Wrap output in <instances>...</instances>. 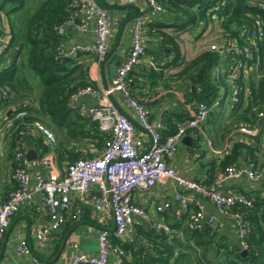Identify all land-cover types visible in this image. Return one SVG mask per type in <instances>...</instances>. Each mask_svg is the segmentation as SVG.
Listing matches in <instances>:
<instances>
[{
	"label": "built area",
	"instance_id": "2783aa9c",
	"mask_svg": "<svg viewBox=\"0 0 264 264\" xmlns=\"http://www.w3.org/2000/svg\"><path fill=\"white\" fill-rule=\"evenodd\" d=\"M159 0H142L144 13L137 16L130 28L129 49L120 61L110 82L103 86H85L69 97L72 107L79 110L83 116L90 118L101 133L107 134L102 150L91 159L78 160L62 171H58L52 152L37 157L32 163L39 172L33 182L28 172L31 163L26 159V151H16L12 163L11 178L17 185L16 191L10 194L8 201L0 203V240L9 228L12 218L22 207H32L34 197L39 196L47 209L48 225L38 231L37 243L44 245L51 236L58 232L68 218L79 216L82 211L74 210L73 204L78 202L95 211L110 212L114 224L111 232L107 227L99 230L97 236V251L94 255L75 252L71 259L61 264H107L111 255H115L114 264L121 263L123 253L114 247L110 237L121 241H132L135 237V225L138 222H150L149 214L134 202V194L153 190L163 179L174 187L172 201L177 208H172L171 201L159 203L156 210L170 215L173 220L187 231H199L204 227L218 225L216 216H205L201 204L197 203L187 193L197 194L209 200L220 215L228 216L235 222V228L240 241L239 249H244L246 226L241 216L233 210L236 205L249 206L250 200L238 193L225 191L224 183L245 178L256 182L264 175V166L247 160L242 168L228 166L212 185H204L196 180L178 174L169 161L174 157L178 146L186 135L193 141L199 140L201 127L205 124L212 110L210 105L199 102L194 105L192 114L182 122L177 123L173 133L163 136L164 125L161 121L150 120V112L145 104L132 96L130 85L132 72L146 54V30L148 15L169 13L160 6ZM252 4L264 10V1H253ZM67 21L59 26L58 34L63 35L68 27L84 33L90 26L93 29V41L89 45L75 43L69 47L59 48L58 56L64 59L76 58L77 55L95 56L99 64L106 58L112 39L118 31L121 21L100 7L95 0H70ZM218 7L211 13L217 16ZM4 21L0 16V57L10 45L9 39L1 33ZM239 38L224 37L222 43L213 46L214 52L225 62L227 83L231 88V100L235 105L239 102L238 94L242 88L238 80L246 82L249 74L258 66L253 62L254 52L264 38L260 20L256 19L252 26L242 25L238 29ZM243 93H251L245 86ZM121 92L128 106L132 109L138 125L149 135V143L142 146L135 138V128L130 118L116 106L113 97ZM9 95L8 90L0 86V102ZM93 101L90 105H82L84 100ZM14 119L25 117L24 110L11 107ZM259 123L255 128L257 133L264 124V111L257 113ZM11 121L4 120L0 110V151L11 135ZM45 143L52 147L56 140L47 129H39ZM247 133H253L244 130ZM21 136V132L17 133ZM57 169V170H56ZM184 227V228H183ZM165 233L173 230L167 225H158ZM77 250V245H73ZM30 249L25 240L20 241L15 248L18 257L28 255ZM32 264H50L42 259H34Z\"/></svg>",
	"mask_w": 264,
	"mask_h": 264
},
{
	"label": "trees",
	"instance_id": "16d2710c",
	"mask_svg": "<svg viewBox=\"0 0 264 264\" xmlns=\"http://www.w3.org/2000/svg\"><path fill=\"white\" fill-rule=\"evenodd\" d=\"M6 1L19 2V7H24V0ZM253 1L257 0L158 2L172 16L169 20L170 26L180 31L212 19L210 16L214 15L211 10L217 6V16L221 19L224 36L242 41L238 31L242 25L252 26L258 19L264 31V10L254 6ZM69 3L70 0H38L30 16L20 18L16 25L11 22L8 12H3L0 6V16L4 21L1 33L5 34L10 42L3 52L4 57H0V86L6 88L9 93L0 102V110L3 119L11 121V135L6 141L7 158L11 161L16 151L33 147L38 158L52 151L57 165L65 168L78 160L95 157L107 139V134L99 132L90 118L81 115L79 110L69 103V97L78 89L95 86V82L88 76L86 58L89 56L77 55L71 59L58 56V49L63 47L66 40V31L59 35L58 28L68 19ZM175 16L178 17L177 21L174 20ZM4 19L8 22L7 25ZM148 27H153L152 22ZM157 27L158 25L153 29ZM157 31L162 42L168 44L166 48L169 52L166 55L173 54V60L176 61L179 51L174 38L160 32L158 28ZM219 59L216 52L203 51L177 74L178 78L185 76L195 87V91L186 88L188 103L192 104V109L199 102L211 105L218 97L220 86L224 84L226 88V71H220L218 76L212 74ZM255 59L258 72L261 73L260 78L255 81L253 72L249 74L246 82L238 80L242 91L238 94L239 102L233 105L232 124L235 128L239 125L254 127L258 123L257 113L264 111V38L254 52L253 62ZM131 76H134L133 73ZM33 79L37 80L41 87L39 92ZM245 86L251 93H243ZM13 106L24 110L25 117L14 119V113L11 111ZM188 117L189 114L184 108L170 115V118L164 120L163 136L173 133L177 122H182ZM174 119L177 122H174ZM40 128L53 134L56 142L52 147L45 143ZM18 132H21V136ZM254 140L255 148L260 146V140L264 143V128ZM255 148L242 143L234 145L231 153L221 162L222 172L228 166H236V160L242 151L246 152V161L251 160L259 165L255 159ZM16 189L17 185L11 178V183L4 185L0 190V203L8 201L10 194ZM247 198L250 200L249 206L236 205L233 208L246 226L244 256L239 248L229 247L220 241L213 228L208 226L199 231H187L183 227L184 242L176 238L168 240L164 233H153L149 229L143 231L138 228V241L133 243L110 237L114 247L123 253L120 264H264V195ZM73 209L82 213L75 218H68L64 226L77 224L84 217L86 210L78 202L73 204ZM139 233H142L148 242L145 246L139 245Z\"/></svg>",
	"mask_w": 264,
	"mask_h": 264
},
{
	"label": "crops",
	"instance_id": "0c3cea01",
	"mask_svg": "<svg viewBox=\"0 0 264 264\" xmlns=\"http://www.w3.org/2000/svg\"><path fill=\"white\" fill-rule=\"evenodd\" d=\"M30 1L31 7L34 8L38 0H24L25 3ZM96 3L107 9L111 15L120 19L121 24L112 39L108 54L104 59V63H96L94 57H87V71L89 79L95 83L106 86L120 61L124 58L129 49L130 28L137 16L144 13L142 7V0H95ZM6 0H0L2 10L5 8ZM19 4V2H17ZM149 22L146 30V54L140 60L139 64L133 70V81L130 85L132 96L138 101L147 106L150 112V120L153 122L161 121L164 125L170 118V115L177 113L181 109L187 110L189 116L192 114V104L188 103V93L186 88L192 86L188 79L177 77V74L183 67L196 58L203 51L214 52L213 46L222 43L225 37L221 21L215 18L207 20L206 23L199 24L195 27L177 30L170 26L169 20L172 17L170 14L163 15H148ZM5 23L7 25L6 19ZM177 21L178 17L175 16ZM152 22L153 27H148ZM124 25L123 28H121ZM158 25L160 32L166 33L174 38V42L178 47L179 57L176 61L173 60V54L166 55L169 50L166 48L168 44L162 42L161 36L158 34ZM162 26V27H161ZM93 41L92 26L84 33H79L72 28L66 29V40L63 47L67 48L72 44L79 43L82 45H89ZM211 41V43L209 42ZM165 49V51H163ZM258 67L255 68V81L260 78ZM220 71L225 72V62L219 59V63L212 70L214 76H218ZM220 86L218 97L210 105L212 110L208 116L207 121L201 127V134L198 141H193L192 136L186 135L188 140L180 142L178 150L174 157L169 161L170 166L180 175L198 181L204 185H212L222 173L221 162L225 156L231 153L234 145L242 143L251 148H255L256 140L263 126L255 133L254 127L239 125L238 128L232 124L234 120L233 103L231 100V93L228 90L231 88L228 84ZM195 91V87L194 90ZM223 91V93H222ZM230 95L228 100L227 96ZM113 100L118 109L126 114L132 121L135 128V138L142 146H147L149 143V135L137 123L132 109L128 106L125 98L121 92L114 94ZM93 101L84 100L82 105H90ZM194 104V103H193ZM191 105V106H190ZM214 111L224 114L225 122L218 129L217 123H208ZM176 120L174 119V122ZM177 122V121H176ZM179 123V122H177ZM249 130L253 133L244 132ZM183 137V138H184ZM7 141V139H6ZM5 141V142H6ZM260 146L255 148V159L260 166H264V143L260 140ZM7 142L0 151V190L6 184L11 183L12 161L7 158ZM26 155L28 151H33L38 157L37 152L33 147L26 148ZM52 152V151H51ZM54 162L58 171H62L55 161L54 153L52 152ZM246 152L242 151L240 157L236 160V166L242 168L246 164ZM28 165V172L33 182L36 174L39 172L32 163ZM57 170V169H56ZM225 191L238 193L247 197L264 195V175L259 181L251 182L245 178L238 181L224 183ZM174 192L173 185L166 179H163L151 191H140L134 194V202L143 208L150 216V222H138L135 225V236L138 228L143 231L149 229L153 233H164L169 239H181L185 241L182 227L178 225L170 215L160 213L156 210V206L162 202L171 201L172 208H177V204L172 201ZM185 195L192 196V198L202 205L204 215L216 216L218 225L213 228L216 232V237L229 247H240V241L235 228V222L228 216L217 213L212 203L204 197L197 194L187 193L182 191ZM86 210L83 213V218L77 223L69 226L63 225L61 229L54 233L50 241L44 245L37 243L38 231L48 225L49 217L47 209L39 196L34 197L32 207H22L19 212L12 218L9 228L4 237L0 240V251L3 249L0 258V264H32L33 260L38 258L45 261H51L63 241L66 238L65 246L53 264H61V262L71 259L75 252H83L88 255H94L97 251V236L99 230L107 227L111 232L113 221L110 212L95 211L93 208L82 205ZM138 225V226H137ZM158 225L170 226L172 233H165L163 230L157 228ZM140 244L146 245V238L143 234H138ZM136 237L132 241H123L133 243L138 241ZM25 240L28 243L30 253L28 255L18 257L15 254L16 245ZM148 243V242H147ZM73 245H77V250H74ZM115 255H111L107 264H114Z\"/></svg>",
	"mask_w": 264,
	"mask_h": 264
},
{
	"label": "rangeland",
	"instance_id": "374dc122",
	"mask_svg": "<svg viewBox=\"0 0 264 264\" xmlns=\"http://www.w3.org/2000/svg\"><path fill=\"white\" fill-rule=\"evenodd\" d=\"M19 6L20 3L17 4L16 2H11V1H6L4 4L5 8L3 9V12H8V16L11 22L14 23L15 25L19 22L20 18L23 17L27 18L28 16H30L33 10L30 1H28V3L26 1L24 9H22L23 7L20 8ZM209 42L211 43V41ZM33 81L37 87V92H39L38 89L40 90L41 87L39 86L38 81L35 79H33ZM228 93H231L230 89L228 90ZM229 97L230 95H228L226 99L228 100ZM223 116H224L223 113L220 114L218 111H214L211 118L208 120V123H217L218 124L217 129H218L225 122V118Z\"/></svg>",
	"mask_w": 264,
	"mask_h": 264
},
{
	"label": "water",
	"instance_id": "95a60500",
	"mask_svg": "<svg viewBox=\"0 0 264 264\" xmlns=\"http://www.w3.org/2000/svg\"><path fill=\"white\" fill-rule=\"evenodd\" d=\"M123 27H124V25H123L121 28H123ZM103 63H104V61H103ZM191 90H194V87H191ZM186 140H188V138H187V137H184V138H183V142L186 141ZM36 158H37V157H36V155H35V153H34L33 151H28V153H27V155H26V159H27L28 161H30V162H31V161H34ZM113 228H114V224H112L111 230H113ZM65 243H66V238L63 239V241L61 242V244H60V246H59V249H58V251H57L55 257H54L51 261H47V262H49L50 264H53V263L56 261V259H57V258L59 257V255L61 254V252H62V250H63V248H64V246H65ZM2 253H3V249L0 251V258H1V256H2ZM245 254H246V251H245V250H242V251H241V255L244 256Z\"/></svg>",
	"mask_w": 264,
	"mask_h": 264
}]
</instances>
